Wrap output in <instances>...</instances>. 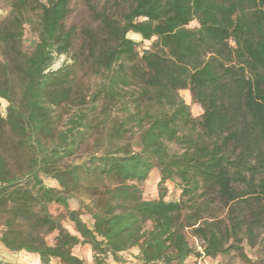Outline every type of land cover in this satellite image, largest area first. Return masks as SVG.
Masks as SVG:
<instances>
[{
	"label": "trees",
	"instance_id": "1",
	"mask_svg": "<svg viewBox=\"0 0 264 264\" xmlns=\"http://www.w3.org/2000/svg\"><path fill=\"white\" fill-rule=\"evenodd\" d=\"M84 2L93 23L81 29L66 23L72 0H7L0 17V243L39 264H84L77 245L94 264L233 251L254 264L239 243L264 231V0Z\"/></svg>",
	"mask_w": 264,
	"mask_h": 264
},
{
	"label": "rangeland",
	"instance_id": "2",
	"mask_svg": "<svg viewBox=\"0 0 264 264\" xmlns=\"http://www.w3.org/2000/svg\"><path fill=\"white\" fill-rule=\"evenodd\" d=\"M105 0H100V6L104 3ZM72 12L70 16L67 19L68 25H75L78 29L83 28L84 26L90 25L93 23V15L89 7L85 4L84 0H72L71 3ZM8 10L7 7V0H0V17H3L6 15ZM127 36L132 39L135 42H138V50L141 51L143 48H146L150 45V42L147 41H141V38L138 34H135L133 32H128ZM37 34L36 32L30 28L28 25L25 26L24 31V38H23V46L27 50H31L34 48V46L37 43ZM69 62V57L65 54L59 55L55 58L53 61L51 68L56 69L60 67L63 63ZM180 95L184 99V101L189 104L191 112L194 115H197L201 112V107L197 104H194L191 100V96L188 90H180ZM7 102L0 98V112L2 114L5 113ZM95 138V135H93L89 139V144L87 148L91 146ZM133 148L134 150H138L139 144L137 138L133 139ZM155 171H151L148 175V178L141 183V189L143 193V197L146 199H152L157 197V181L158 178L155 177ZM47 184H51L49 180H46ZM55 184V183H54ZM179 197V189L177 186L173 183H169L167 185V192L165 196V200L167 201H175ZM80 196L76 198H72L69 200V204L71 208H77L78 207V200H80ZM60 208L52 205L51 211L53 213H57ZM88 215V214H87ZM85 220L89 221V217H85ZM70 227V225H68ZM54 233L50 234L48 236V242L52 243ZM188 240L192 246L199 247V242L195 240V238L188 233L187 234ZM253 244H250L247 239H243L239 245L242 248V251L246 255V257L251 260L254 264H264V231H261L257 234V237L252 241ZM2 252L5 251L2 247H0V256H3ZM73 254L78 256L79 258H82L84 261V264H94V261L92 259V253L90 250V247L88 245H82V246H75L72 249ZM30 255H27L24 252H9L8 256L11 258V260H14V264H37L34 263L32 260V257H28ZM108 262L110 264H113L111 261V258L108 257ZM1 261V260H0ZM248 264L240 255L233 251L230 255L226 256H218L217 258H208V259H191L187 264ZM50 264H60L57 260L53 259L51 260Z\"/></svg>",
	"mask_w": 264,
	"mask_h": 264
},
{
	"label": "crops",
	"instance_id": "3",
	"mask_svg": "<svg viewBox=\"0 0 264 264\" xmlns=\"http://www.w3.org/2000/svg\"><path fill=\"white\" fill-rule=\"evenodd\" d=\"M152 171H155L154 173H155V177H157V178H159V174H158V171H157V169H153ZM169 183H171V182H167V185L169 184ZM51 185H54V182H51ZM89 217V221L90 222H88L87 220H85V217ZM81 218L89 225V226H91L92 225V219H91V217L89 216V215H87V214H82L81 215ZM78 246H80V245H78ZM0 247H2L5 251H7V252H2L3 253V256H0V264H14L15 263V261L14 260H11V258H9V257H6V256H8V253L9 252H11V251H9V250H7L1 243H0ZM130 253H132L133 255H135L136 253H137V249H135V248H133V249H131L130 251H129ZM129 252H124L123 254H124V256L127 258V259H130L131 257L130 256H127L128 254L127 253H129ZM25 253V252H24ZM27 254V253H26ZM27 255H30V256H28V257H32V260L34 261V263H37V264H39V260H38V257L37 256H35V255H33V254H27ZM197 257H194V256H191V257H189V258H187L186 259V261H185V264H187V262H189L191 259H196ZM114 264V263H113Z\"/></svg>",
	"mask_w": 264,
	"mask_h": 264
},
{
	"label": "built area",
	"instance_id": "4",
	"mask_svg": "<svg viewBox=\"0 0 264 264\" xmlns=\"http://www.w3.org/2000/svg\"><path fill=\"white\" fill-rule=\"evenodd\" d=\"M198 249L201 250L200 247H198ZM199 258H200V259H208V258H210V257H204V256H202V257H199Z\"/></svg>",
	"mask_w": 264,
	"mask_h": 264
},
{
	"label": "water",
	"instance_id": "5",
	"mask_svg": "<svg viewBox=\"0 0 264 264\" xmlns=\"http://www.w3.org/2000/svg\"><path fill=\"white\" fill-rule=\"evenodd\" d=\"M126 37H128L127 34H126ZM128 38H129V37H128ZM140 38H141V36H140Z\"/></svg>",
	"mask_w": 264,
	"mask_h": 264
}]
</instances>
